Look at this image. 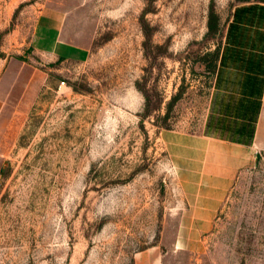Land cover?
Returning <instances> with one entry per match:
<instances>
[{"label": "rangeland", "instance_id": "1", "mask_svg": "<svg viewBox=\"0 0 264 264\" xmlns=\"http://www.w3.org/2000/svg\"><path fill=\"white\" fill-rule=\"evenodd\" d=\"M245 4L264 0H0V264H264V153L195 234L166 139L203 133ZM47 6L86 58L33 48Z\"/></svg>", "mask_w": 264, "mask_h": 264}, {"label": "crops", "instance_id": "2", "mask_svg": "<svg viewBox=\"0 0 264 264\" xmlns=\"http://www.w3.org/2000/svg\"><path fill=\"white\" fill-rule=\"evenodd\" d=\"M247 6L251 4L235 10L221 47L203 133L166 135L183 187L189 192L190 212L181 223L198 225L191 231L195 234L211 229L239 170L264 153V5L253 13L240 11ZM70 32L65 10L47 6L39 15L31 44L43 53L86 58L89 47L73 40ZM195 237L181 235L179 241ZM135 264H165L164 255L149 248L135 256Z\"/></svg>", "mask_w": 264, "mask_h": 264}, {"label": "trees", "instance_id": "3", "mask_svg": "<svg viewBox=\"0 0 264 264\" xmlns=\"http://www.w3.org/2000/svg\"><path fill=\"white\" fill-rule=\"evenodd\" d=\"M260 8H261V6H259V5H251V6L243 7L242 9H240V11L253 13ZM209 55L210 56H208V57H211V58L209 60V63L207 64V69H210L212 72L217 73L218 68H219V60L221 57V47H219L216 52L213 51V52L209 53ZM215 58H216V64H215Z\"/></svg>", "mask_w": 264, "mask_h": 264}]
</instances>
